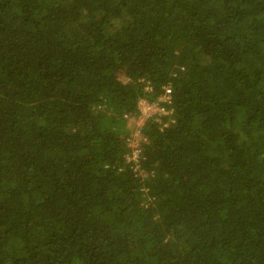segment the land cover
I'll list each match as a JSON object with an SVG mask.
<instances>
[{
  "label": "trees",
  "instance_id": "1",
  "mask_svg": "<svg viewBox=\"0 0 264 264\" xmlns=\"http://www.w3.org/2000/svg\"><path fill=\"white\" fill-rule=\"evenodd\" d=\"M0 264H264V0H0Z\"/></svg>",
  "mask_w": 264,
  "mask_h": 264
},
{
  "label": "built area",
  "instance_id": "2",
  "mask_svg": "<svg viewBox=\"0 0 264 264\" xmlns=\"http://www.w3.org/2000/svg\"><path fill=\"white\" fill-rule=\"evenodd\" d=\"M172 90L170 88H166L163 95L159 98L158 102L156 103H149L146 100H141L138 103V109L140 112L139 117H134L132 115H125L124 118L127 120V123L135 122L136 123V129L134 135H132V138L129 140V145L132 141L136 142V145L133 147V152L131 158H128L129 161H133L134 163L138 162V159L140 157V149H138L139 146V138L142 136L141 129L145 125L146 121L153 117L154 115H169L171 112L168 111L167 105H170L172 103Z\"/></svg>",
  "mask_w": 264,
  "mask_h": 264
},
{
  "label": "rangeland",
  "instance_id": "3",
  "mask_svg": "<svg viewBox=\"0 0 264 264\" xmlns=\"http://www.w3.org/2000/svg\"><path fill=\"white\" fill-rule=\"evenodd\" d=\"M130 122H131V121H130ZM130 122H128V125H132V127H135V128H136V123H135V122L130 123ZM132 131H133V130H132ZM134 133H135V129H134L133 132H131V134L134 135ZM130 145H131V147L134 148V146L136 145V142H135V141H132Z\"/></svg>",
  "mask_w": 264,
  "mask_h": 264
}]
</instances>
